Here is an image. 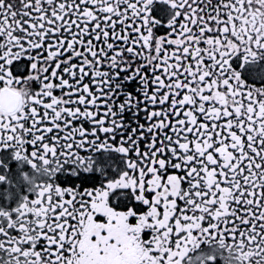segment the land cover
Here are the masks:
<instances>
[{
    "label": "snow or ice",
    "instance_id": "obj_1",
    "mask_svg": "<svg viewBox=\"0 0 264 264\" xmlns=\"http://www.w3.org/2000/svg\"><path fill=\"white\" fill-rule=\"evenodd\" d=\"M0 264H264V0H0Z\"/></svg>",
    "mask_w": 264,
    "mask_h": 264
}]
</instances>
